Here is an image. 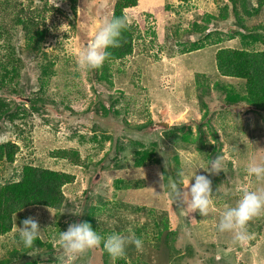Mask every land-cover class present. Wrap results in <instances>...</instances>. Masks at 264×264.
Returning a JSON list of instances; mask_svg holds the SVG:
<instances>
[{"label": "trees", "instance_id": "trees-1", "mask_svg": "<svg viewBox=\"0 0 264 264\" xmlns=\"http://www.w3.org/2000/svg\"><path fill=\"white\" fill-rule=\"evenodd\" d=\"M107 1L0 0V134L3 138H8L7 141L0 143V237L13 231L14 216L34 207L54 211V225L56 227H69L68 222H88L93 230L102 237L113 232L127 234V230L124 227L121 228L120 221V211L129 212L130 207H127L126 200L116 198V207H113L112 214L105 215L102 211L107 210L106 203L94 206L91 202L84 203L81 198H78V207L81 210L75 214L76 219H72L73 216H70L69 211L73 210L75 204L65 196L63 189L76 181L75 175L42 169L32 163L23 164L21 167L16 166L22 147L20 148L19 144L11 142L10 137H6L7 130L5 129L9 128L12 138H17L23 147L29 151V155H32L34 152L33 131L41 125H50L49 120L41 116L42 113L52 114L55 121L60 120L58 117H64V114L59 111V106L62 105H58L59 102L56 100L61 97L62 102L68 99V94L72 91L79 90L80 84H82L78 82L81 80V74L78 69L69 71L70 67L72 68V63L77 66L76 58L62 56L55 52H44L42 44L46 37L54 36L46 25V19L55 12L65 17L72 25L78 42L84 48L99 29L93 25L94 20L102 23L101 16L103 15L101 12H97L96 15L91 14L87 9L93 5L101 7ZM179 1L184 2L185 5L191 3L197 5L199 2L203 5L204 0ZM218 1L220 2L218 11L214 15H204L198 18L188 30L183 32L180 31L179 27L171 31L172 36L177 40V45L179 43L181 46L180 53H192L201 50L203 53H209V61L211 59L213 69L216 71L214 78H210L209 74L199 75L198 81L202 84L200 87L202 89L201 95L206 97L208 102L199 100L196 107L200 111L206 109L208 113H212L214 108L220 112H231L239 123L242 122L240 118L246 113L252 112L257 117H264V0ZM168 2L169 0H159L157 5H159L160 11L156 13V6H154V19L158 23H165L172 27L179 26L176 19L170 23L166 22L167 16L164 10H168ZM61 5L62 7H58ZM138 5L139 0H114L108 14V21L126 15V12L132 11ZM127 17L129 18L128 15ZM222 24H228V28L220 27ZM52 28L57 29L58 27L54 24ZM93 28L95 30L91 31ZM134 30L135 27L126 26L122 32L119 46L107 50L109 55L104 65L99 69L88 70L87 73L88 82L97 99L98 115L111 117L122 127V133L108 129L102 124L93 127L94 134L92 135L79 134V132L74 131L73 134L59 136L58 140H61L63 146L49 154L52 160L66 161L74 167L84 168L87 174H98L102 170L103 172L114 171L113 186L117 190L130 193L137 189L141 190L145 181L126 182L122 177L117 176V173L127 174L129 171H135V169L138 171L156 169L165 175V183L170 178L177 182L176 173L181 165L180 154L171 155L172 161L176 162L178 166L177 168L170 166L169 169H166L164 161L159 157L160 143L158 141L161 136L158 132L153 135L148 132V128L157 122L152 118L153 112L150 113L148 109L152 102L149 94L137 95L141 94V91L137 87H129L131 82L121 87L122 89H115L118 85L121 86L122 82L118 81L110 66L117 62L123 64L128 58L134 56L137 40L140 39L139 36H135ZM163 30H165L164 27ZM18 31L19 34L21 32L23 35L20 40V44L23 46L20 48L21 55L28 54V62L33 63L29 66H32L38 74L35 79L31 78L30 73H22L24 62L17 59L16 48L18 46L14 44V38ZM188 33L197 36L192 44L183 40V35ZM236 38L240 40V48L226 46L227 43ZM158 41L156 37L154 47L157 46ZM212 48H216V50L211 51ZM19 58L21 59V57ZM152 63L150 62V69ZM161 66L156 67L155 72L158 84H160L164 74L173 73V67L166 69ZM207 67L210 69V66ZM65 71L71 78L65 76L63 85L67 93L61 94L55 92L52 83L59 78L60 73ZM202 77L204 78L200 80ZM23 80L26 82L36 80L37 86H26ZM117 82H119L118 85ZM211 84L214 85L213 89H210ZM99 87H101V91ZM167 92H171L170 89H167ZM106 93L108 94L106 95ZM80 96L85 95L82 93ZM17 97L29 98V103L17 102L15 100ZM170 97L168 96V98ZM105 101L109 103L110 109L104 105ZM75 102L84 105L83 98H79ZM164 108L165 103L160 102L153 110L158 114ZM89 113L90 111H85L84 115L89 116ZM57 115L59 116L57 117ZM222 120L225 121V119ZM248 123L244 126L243 134L233 132L232 126L225 129L228 123L222 125L225 126L223 130L232 142L233 159L232 161L224 159L221 172L218 175L209 176L212 181V201L217 208L225 203L223 202L219 206L213 197L220 195L219 197L227 198V202L225 201L227 205L234 206L240 195L236 191L238 186L248 184L252 189H255L258 184H261V181H256L255 178H248L245 169L248 161L254 159L257 151L262 155L260 162H264V143L262 142L264 129L257 121L253 125H248ZM176 130L180 132L181 129ZM173 131H164L163 138L172 140V147L181 151H190L189 146L199 144L198 152L201 155L205 154L208 158L204 164L205 170L208 169L211 159L220 155L217 148L214 149L216 151L212 152V146L205 139L206 134L204 132H199V135L191 141V132L179 137ZM215 138H217L216 133ZM108 143H110L109 148L107 147ZM6 166L14 168L11 179L7 181L4 179ZM203 173L208 175L207 172ZM180 188L183 187L180 186ZM143 211L146 209H137V212ZM153 211L149 213V216ZM165 214H167L166 211ZM192 217L199 226L195 233L198 236V244L205 245L204 248L210 251L219 244L217 226L211 222L203 223L206 217L199 214ZM64 219L69 221L64 223ZM114 221L118 224L117 228L113 227L114 224L112 227L109 225ZM159 226L162 233L168 230V219L163 217ZM246 230L250 234L247 246H242L236 242V246H234L236 251L233 254L235 260H239V264H255L254 259H260L258 253L264 246V213L253 218L248 223ZM134 232L142 240L146 239L143 230L137 229ZM206 232L207 235H205ZM37 242L41 243L39 239L35 243ZM223 245L228 251L229 247L225 243ZM94 249L101 251L104 255L103 264H146L139 261V258L128 262L127 257L129 258V256L126 251L122 257L113 259L104 250L102 244ZM29 250L31 248H24L22 252L12 251L8 253L4 264H8L14 255L20 256ZM166 252L167 264H169L171 263L170 251L167 249ZM255 252H257L256 255H254ZM247 255L251 256V260L247 258ZM21 264H27V262Z\"/></svg>", "mask_w": 264, "mask_h": 264}, {"label": "rangeland", "instance_id": "rangeland-1", "mask_svg": "<svg viewBox=\"0 0 264 264\" xmlns=\"http://www.w3.org/2000/svg\"><path fill=\"white\" fill-rule=\"evenodd\" d=\"M113 3L114 0H108L107 3L101 5V7L93 5L87 9L91 14L96 15L97 12L103 13L101 16L102 23L94 20L93 25L96 28H100L104 22L109 20L108 14ZM158 3L159 0H139L137 8L130 12H126V15H128L130 19L127 26L135 27V36H139L140 39L139 41L137 40V49L135 50L134 56L128 58L123 64L117 62L110 66L111 71L116 75L118 81L122 82L121 86L118 85L119 82H117L118 86L115 89H122L121 87L131 82L132 84L129 85V87H137L141 91V94L139 93L137 95L149 94L151 97L152 102L149 104L148 109L150 113L153 112L152 118L157 120L156 123H167L169 125L168 128L157 127L155 130H151L156 124L155 123L148 128L151 130L149 133L150 135L158 132L161 136L158 141V143H160L159 157L164 161V167L166 169H169L170 166L172 168L178 167L176 162L172 161L171 155L175 156L176 154H180V168L185 166V161H187V166L191 169L190 171L192 174H195L197 171V174L204 175V164L208 161V158L205 154L201 155V153L198 152L199 144L189 146L190 151H181L178 148L176 150V147H172V140H165L163 138L164 131L175 130L173 132L179 135V137L182 134L191 132V141L199 135V132H204V134H206L205 139L212 146V152L216 151L214 149L217 148L220 155L225 157L224 159L232 161V142L223 130L225 126L223 127L222 125L228 123L225 129H229V127L232 126L233 132L243 134L245 131L244 126L248 122V125H253L257 121L264 129V117H257L256 114L252 112L246 113L240 118L242 122L239 123L235 120L231 112H220L218 109L214 108L212 113H208L206 109L200 111L196 107V103L199 100L205 103L208 102V99L201 95L202 89H200V87L202 84L198 81L199 75L209 74L210 78H214L216 71L213 69L211 59L209 61V53H203L202 50L192 53H180L181 46L179 43L177 45V40L174 39L171 31L179 27L180 31L183 32L184 30H188L191 24L198 18L204 15H214L218 11L220 2L218 0H204L203 5L200 2L197 5L194 3L185 5L184 2L179 0H169V8L164 11L167 16V23H170L174 19L179 23V26L173 27L165 23H158L154 19V6H156L155 13L160 11L159 5H157ZM58 7H62V5ZM54 24L57 25V29L52 28ZM46 25L54 36L49 35L48 38L46 37L45 42L42 44L44 52H55L62 56L76 58L78 50L83 48L78 42L77 35L70 22L65 17L55 12L50 14V18L46 19ZM163 27L165 30H163ZM220 27L226 29L228 28V24H222ZM94 30L95 28L91 31ZM22 36L21 32L19 34L18 31L14 38V44L18 46L16 48L18 54L17 59L24 62L22 73H30L31 78L35 79L38 74L32 66H29V64L33 63L28 62V54L21 55L22 51L20 48L23 46L20 44V40ZM156 37L159 41L157 46L154 47L153 44ZM196 39L197 36L191 33L183 35V40L191 44L193 40ZM226 46L240 48L241 43L239 38H236L227 43ZM214 50H216V48L211 49V51ZM19 57H21V59ZM150 62H153L151 69ZM72 64V68L70 67L69 71L78 69L74 63ZM159 66L165 67L166 69L173 67V73L170 75L164 74L160 80V84L156 82L155 78L156 67ZM207 66H210L211 70ZM66 71L60 73L59 78L53 81L52 88L55 89V92H60L61 94L67 93L63 82L66 78L65 76H68V78L71 77L66 74ZM78 71H80L81 74V80L78 82L82 83L80 84L79 90L76 92L72 91L68 94V99L62 102L61 97H58L56 100V102H59L58 105H62L59 106V111L64 114V117L60 118L58 117L59 115H57L60 120L55 121L52 114L46 115L45 112L42 113L41 116L47 118L50 125H41L33 131L32 140L34 143V152L32 155H29V151L23 147L22 143L17 138H12L10 130H8L9 128H5L7 130L6 137H10L11 142L19 144L20 148L22 147L20 155H18L17 158L16 166L21 167L23 164L32 163L42 169L75 175L76 181L72 185L66 186L63 190L65 196L75 204L73 210L69 211L70 216H73L72 219H76L75 214L81 210V208L78 207V198H81L84 203L89 201L94 206H100V203H106L107 210L102 211L105 215L112 214L113 207H116V198L126 200V205L130 208L127 213L124 210L120 211L121 228L124 227L125 230H128L131 227L134 231L141 229L146 235L141 250L138 251L134 245H129L126 248V253L130 258L127 257L128 262L139 258V261L146 264H167L166 251L168 249L171 257V263L169 264H239V260H235L233 254V252L236 251V249H234L236 242H234L231 233L218 232L217 241H219V244L210 251L204 248L205 245L198 244V236L195 233L198 231L197 228H199V226L192 216L198 215L199 213L195 212L190 214V212L183 210L186 208V205L182 201L175 203L174 189L178 186L175 179L170 178V180L165 183V195L161 196L160 194L163 193V190L160 188L161 181L158 174L162 173L158 170L138 171L137 179H135V171H129L127 174L117 173V176L122 177L126 182L145 181L144 187L141 190L137 189L130 193L119 189L117 190L113 186L114 171L103 172L102 170L98 174H87L84 168L74 167L71 163L61 160H52L49 157L51 151L63 146L61 140H58L59 136H65L70 133L73 134L74 131L79 132V134L87 133L92 135L94 134L92 130L93 127L102 124L108 129H113L116 132L122 133V127L111 117L107 118L98 115L97 99L88 82V70ZM203 78L204 77L200 78V80ZM23 83L26 86H37L36 80L27 82L23 80ZM213 87L214 85L211 84L210 89H213ZM99 89L101 91V87H99ZM167 89H170L171 92H167ZM82 93L85 96H80ZM107 94L108 93H106V95ZM168 96L171 97L168 98ZM79 98L84 99V105H79L75 102ZM160 102L165 103V108L156 114L153 108ZM104 105L107 109H110V105L107 101L104 102ZM220 108H223V106H220ZM85 111H90L89 116L84 115ZM222 119H225V121ZM176 129L181 130L178 132ZM215 133L217 134V138H215ZM7 140L8 138H3L2 134H0V143ZM262 142L264 143V138ZM107 147H110V143L107 144ZM253 158L260 162L262 155L257 151ZM166 161L168 162L167 165ZM13 172V167L6 166L4 179L6 181L10 180ZM256 187H264V181H261V184H258ZM180 191L183 193L187 190L180 188ZM219 196L213 197L217 205L220 206L223 202L225 204H221V206L217 208L212 201L206 220L203 223L206 224L211 222L215 226L218 225L224 206L227 205V198L225 199ZM138 208L146 209V211L141 213L137 212ZM151 211L153 212L149 216ZM165 211L168 215L165 214ZM129 216L133 217L131 221L128 219ZM29 217L36 219L43 230L39 238L41 243H35L31 250L20 256L14 255L8 264H21L22 262H27V264H65L66 258L62 254L57 240L60 231H66L68 227H55V212L40 207L27 209L17 215L16 225L22 227L21 222ZM163 217L168 219L169 229L162 233L159 223ZM115 220L117 221V219ZM67 221L69 220H63L64 223ZM67 224L71 225L73 223L68 222ZM109 225H111V227L113 225L114 228L118 227L115 221ZM204 227L206 228V226ZM205 235H207V232ZM15 238L18 240V231L16 230L0 238V264L5 263L4 261L7 259L8 253L12 251H23L24 247L20 246ZM224 243L229 247L228 251L225 250ZM241 245L247 246V243ZM14 248L18 250H13ZM262 250L258 253L260 259H254L255 264L256 262L257 264H264V246ZM256 254L257 252H255L254 255ZM247 258L251 260L250 255H247ZM103 260L104 255L101 251H97L93 248L77 256L70 264H103Z\"/></svg>", "mask_w": 264, "mask_h": 264}, {"label": "clouds", "instance_id": "clouds-1", "mask_svg": "<svg viewBox=\"0 0 264 264\" xmlns=\"http://www.w3.org/2000/svg\"><path fill=\"white\" fill-rule=\"evenodd\" d=\"M128 23L129 18L127 15L115 17L110 21L104 22L87 46L78 50L76 54L78 70L87 71L101 68L108 58L109 53L107 50L119 46L122 32ZM224 158L223 155H217L216 158L211 159L208 169L205 170L208 175L197 174V171L192 174L187 166V161H185V166H182L176 173L178 186L174 189L175 203L182 201L186 205L183 210L190 212V214L198 212L200 216L206 217L212 204L213 196L212 181L209 176L218 175L221 172ZM167 163L166 161V165ZM245 171L248 178L264 181V163L250 159ZM135 172V179H137L138 170L135 169ZM158 175L161 181L160 188L163 190L160 195L163 196L165 195V175ZM180 186H183L187 191L182 193ZM236 191L240 194L239 198L234 206H224L217 230L220 233H231L234 242L245 244L250 239V234L246 230L248 223L256 216L264 213V187L252 189L248 184H244L238 186ZM16 219L17 216H14L13 230L18 231V244L24 248H32L41 237L43 230L33 217L23 220L21 222L22 227L16 225ZM128 219L131 221L133 217L129 216ZM57 243L66 258L65 264H70L77 256L101 244L113 259L122 257L129 245H134L138 251L143 247V240L135 235L131 227L127 230V234L113 232L102 237L97 231L93 230L88 222L73 223L69 225L66 231H60ZM13 250L18 249L14 248Z\"/></svg>", "mask_w": 264, "mask_h": 264}, {"label": "water", "instance_id": "water-1", "mask_svg": "<svg viewBox=\"0 0 264 264\" xmlns=\"http://www.w3.org/2000/svg\"><path fill=\"white\" fill-rule=\"evenodd\" d=\"M15 100L17 102H20V103H25V104H28L29 103V100L28 99H25V98H15ZM157 127H166V128H168L169 126L167 124H165V123H156L154 125V127H152L151 130H155ZM151 130H149L148 132L150 133Z\"/></svg>", "mask_w": 264, "mask_h": 264}, {"label": "crops", "instance_id": "crops-1", "mask_svg": "<svg viewBox=\"0 0 264 264\" xmlns=\"http://www.w3.org/2000/svg\"><path fill=\"white\" fill-rule=\"evenodd\" d=\"M14 231V230H13ZM11 234V233H10ZM9 235V234H8ZM16 239V238H15ZM17 243H18V240L16 239Z\"/></svg>", "mask_w": 264, "mask_h": 264}]
</instances>
